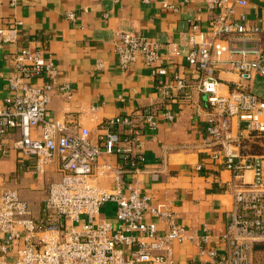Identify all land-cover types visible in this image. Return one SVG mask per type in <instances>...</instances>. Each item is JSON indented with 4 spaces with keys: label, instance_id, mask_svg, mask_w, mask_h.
<instances>
[{
    "label": "built area",
    "instance_id": "2783aa9c",
    "mask_svg": "<svg viewBox=\"0 0 264 264\" xmlns=\"http://www.w3.org/2000/svg\"><path fill=\"white\" fill-rule=\"evenodd\" d=\"M202 1L210 18L205 29L192 24L184 54L195 78L175 73L172 84L163 81L167 59L162 49L170 42L118 31L114 49L121 69L138 59L153 68L161 101L172 96L173 88L188 100L194 92L204 96L206 131L214 147L211 156L231 172L227 188L232 206L220 234L224 251H207L206 235L197 237L199 251L207 253L212 264H253L256 246L264 243V164L261 157L243 152V142L264 135V100L245 82L264 78V41L259 24L244 10L247 0ZM162 7L175 9L168 0ZM66 16L74 18L72 12ZM18 24L0 28V45L16 41ZM8 57L12 72L6 85L11 95L0 103V154L12 146L36 157V172L55 163L60 176L48 184L39 215L15 189L0 190V264H174V244L192 240L190 230L166 201L152 199L134 183L125 184V190L121 187L124 171L143 170L141 135L145 123L155 128V108L105 118L93 140L86 127L70 129L67 120L48 118L52 96L64 92L65 85L58 84L56 67L42 49L20 47ZM223 70L239 78L226 91L220 89ZM39 78H44L41 85L34 82ZM165 116L172 117L169 112ZM104 154L118 155L126 167L102 162ZM157 171L151 173L153 179ZM245 171H252L251 180L244 178ZM104 176L115 180V189L98 184ZM110 202L115 221L101 214V207ZM147 217L163 222V231L158 233V223Z\"/></svg>",
    "mask_w": 264,
    "mask_h": 264
},
{
    "label": "crops",
    "instance_id": "0c3cea01",
    "mask_svg": "<svg viewBox=\"0 0 264 264\" xmlns=\"http://www.w3.org/2000/svg\"><path fill=\"white\" fill-rule=\"evenodd\" d=\"M162 1L0 0V28L19 22L16 41L0 45V103L11 95L6 85V78L12 72L8 52L30 46L44 51L56 67L58 84L65 85L64 92L52 96L48 118L65 119L70 129L86 127L92 139L97 140L96 127L105 118L155 108V128L145 123L141 135L143 170L124 171L121 187L125 190V184L134 183L152 199L166 201L178 221L190 230L192 240L174 244V264H212L207 253H200L197 237L208 236L207 251H224L220 234L232 206L227 188L232 175L222 161L211 156L214 147L209 145L206 131L205 98L194 92L192 100H188L177 96L173 88L172 96L161 101L156 88L159 76L153 68L138 59L127 69H121L114 49L118 31L137 32L162 44L170 42L162 49L167 59L163 81L172 84L175 73L187 79L195 78L197 74L184 59L189 48L188 35L194 23L205 29L211 13L202 0L189 3L168 0L175 9L163 8ZM244 10L251 21L259 24L264 41V0H247ZM68 12L74 18H68ZM219 75L221 91L239 82L233 71L223 70ZM259 81L264 82V78L257 77L245 84L264 100L263 89L256 87ZM34 82L41 85L44 78ZM167 112L171 118L165 116ZM233 125L236 131L235 119ZM249 155L262 158V155ZM100 160L126 167L115 154H104ZM35 162L34 155L12 146L0 154V190L15 189L34 215H39L48 184L60 175L55 163L47 165L44 172H36ZM154 170H158L156 179L151 174ZM252 177V171H245L246 180ZM97 182L108 191L116 187L115 180L108 176L99 177ZM113 211L114 203L101 207V214L111 221H115ZM147 221L158 223V233L165 228L156 217H147Z\"/></svg>",
    "mask_w": 264,
    "mask_h": 264
},
{
    "label": "rangeland",
    "instance_id": "374dc122",
    "mask_svg": "<svg viewBox=\"0 0 264 264\" xmlns=\"http://www.w3.org/2000/svg\"><path fill=\"white\" fill-rule=\"evenodd\" d=\"M259 84H261V85H259ZM258 86H260L263 89V92H264V82L259 81L257 86H256L257 89H258ZM248 88L250 89V87H248ZM257 89H255V90H257ZM254 144L259 145L260 149H258V150L263 152V154H256V155H262V159H264V135H261L259 137H254V138H245L244 142H243V145H244L243 150L244 151L245 150H249V151L253 150L252 146ZM245 153L249 154L248 152H245ZM262 249L256 250L254 252L253 264H264V248H262Z\"/></svg>",
    "mask_w": 264,
    "mask_h": 264
},
{
    "label": "trees",
    "instance_id": "16d2710c",
    "mask_svg": "<svg viewBox=\"0 0 264 264\" xmlns=\"http://www.w3.org/2000/svg\"><path fill=\"white\" fill-rule=\"evenodd\" d=\"M252 147H253V150H250V151L249 150H245V151L243 150V152H248L249 154H263L262 151L258 150V149H260L259 145L254 144ZM256 250H259V249H256Z\"/></svg>",
    "mask_w": 264,
    "mask_h": 264
},
{
    "label": "water",
    "instance_id": "95a60500",
    "mask_svg": "<svg viewBox=\"0 0 264 264\" xmlns=\"http://www.w3.org/2000/svg\"><path fill=\"white\" fill-rule=\"evenodd\" d=\"M257 247H258V248H260V247L264 248V245H257L256 248H257Z\"/></svg>",
    "mask_w": 264,
    "mask_h": 264
}]
</instances>
